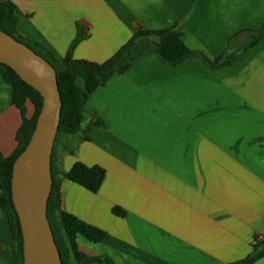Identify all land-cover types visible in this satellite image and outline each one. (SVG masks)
Listing matches in <instances>:
<instances>
[{"label": "crops", "instance_id": "crops-1", "mask_svg": "<svg viewBox=\"0 0 264 264\" xmlns=\"http://www.w3.org/2000/svg\"><path fill=\"white\" fill-rule=\"evenodd\" d=\"M18 34L62 62L101 64L138 29L174 27L210 61L243 48L264 25V0H0ZM0 74V155L15 151L20 112ZM76 135H61L54 166H99L96 193L61 178V208L105 233L78 250L113 264H241L264 234V37L229 65L172 67L154 51L89 95ZM34 109L27 104V117ZM118 210L119 213H114ZM0 206V264H14ZM98 264V263H90ZM250 264H264V256Z\"/></svg>", "mask_w": 264, "mask_h": 264}, {"label": "trees", "instance_id": "trees-1", "mask_svg": "<svg viewBox=\"0 0 264 264\" xmlns=\"http://www.w3.org/2000/svg\"><path fill=\"white\" fill-rule=\"evenodd\" d=\"M195 0H192V4ZM0 31L13 37L18 42L30 48L45 59L56 71L59 94L62 102L60 123L57 139L63 135H76L84 122V105L99 86L104 85L113 75L125 73L132 62L147 51H154L159 59L168 66H178L188 58H199L210 68H219L235 61L239 53L253 47L264 37V25L255 31L249 32L246 45L230 54H223L214 61L189 50L181 40V34L174 28L159 31H145L138 29L130 40L125 43L112 57L98 64L88 61L74 60L71 55L73 47L82 39L78 34L76 41L71 45L62 62H58L53 54L39 43L22 38L17 32V18L15 6L11 2L0 3ZM159 37L158 40L153 38ZM0 74L4 81L13 89V105L20 112L21 125L16 133L17 146L9 157L0 155V206L4 210L13 242L14 264H23V240L19 219L12 202L11 180L13 165L16 158L25 150L36 127L37 118L42 108L41 95L32 87L23 82L8 66L0 64ZM33 106L31 118L27 117V104ZM54 143V145H55ZM52 186L47 202V218L54 236V240L62 264H113L106 258L88 257L78 250L77 238L98 244L105 233L89 226L74 216L64 212L61 208V178L83 187L91 193H96L105 177V171L99 166L88 167L82 163H75L66 173H60L54 166V147L52 151ZM114 213H119L114 210ZM256 238V237H255ZM254 238V239H255ZM264 256V240L253 244V252L241 264H250Z\"/></svg>", "mask_w": 264, "mask_h": 264}, {"label": "water", "instance_id": "water-1", "mask_svg": "<svg viewBox=\"0 0 264 264\" xmlns=\"http://www.w3.org/2000/svg\"><path fill=\"white\" fill-rule=\"evenodd\" d=\"M158 40L159 37L154 35ZM0 64L10 67L42 98L35 130L13 165L11 193L23 240V264H62L47 218L52 151L62 102L55 69L41 56L0 31Z\"/></svg>", "mask_w": 264, "mask_h": 264}, {"label": "built area", "instance_id": "built-area-1", "mask_svg": "<svg viewBox=\"0 0 264 264\" xmlns=\"http://www.w3.org/2000/svg\"><path fill=\"white\" fill-rule=\"evenodd\" d=\"M262 240H264V234H258L254 239L253 244H256L257 242H260Z\"/></svg>", "mask_w": 264, "mask_h": 264}]
</instances>
